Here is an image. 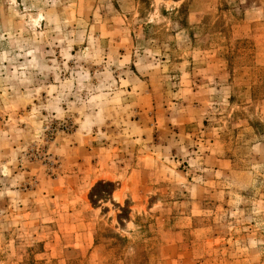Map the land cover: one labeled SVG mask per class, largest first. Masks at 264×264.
<instances>
[{
    "label": "rangeland",
    "instance_id": "374dc122",
    "mask_svg": "<svg viewBox=\"0 0 264 264\" xmlns=\"http://www.w3.org/2000/svg\"><path fill=\"white\" fill-rule=\"evenodd\" d=\"M256 122L264 0H0V264H264Z\"/></svg>",
    "mask_w": 264,
    "mask_h": 264
},
{
    "label": "trees",
    "instance_id": "16d2710c",
    "mask_svg": "<svg viewBox=\"0 0 264 264\" xmlns=\"http://www.w3.org/2000/svg\"><path fill=\"white\" fill-rule=\"evenodd\" d=\"M183 7V5H182ZM258 127L264 128V124L260 123V122H256L255 123ZM111 237H113L115 239L116 242H125L126 238L122 237L120 235H110ZM97 241V240H96ZM115 242V243H116ZM120 243V245H121ZM135 254L132 255H124L122 253V258L124 259V264H148V260L145 256L144 253L140 252V251H136L134 252ZM68 264H79L77 260H75L74 258L69 259L68 260Z\"/></svg>",
    "mask_w": 264,
    "mask_h": 264
}]
</instances>
